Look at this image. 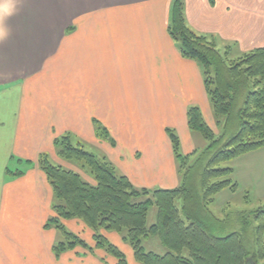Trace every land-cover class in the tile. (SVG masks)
I'll return each mask as SVG.
<instances>
[{
    "label": "crops",
    "instance_id": "0c3cea01",
    "mask_svg": "<svg viewBox=\"0 0 264 264\" xmlns=\"http://www.w3.org/2000/svg\"><path fill=\"white\" fill-rule=\"evenodd\" d=\"M181 1L187 24L219 49L264 46V0ZM175 2L0 0V27L8 32L0 40V264L117 263L100 248L55 250L62 236L46 227L55 196L39 158L47 153L56 164L72 163L55 146L63 135L98 148L136 187L181 183L168 129L190 153L199 139L188 123L190 107L215 119L201 64L169 32ZM250 154H258L249 157L250 172L264 166L257 165L264 147L232 160L239 185L240 157ZM257 180L247 189L262 200L264 177ZM65 223L95 243L82 220ZM102 233L138 263L120 233Z\"/></svg>",
    "mask_w": 264,
    "mask_h": 264
},
{
    "label": "trees",
    "instance_id": "16d2710c",
    "mask_svg": "<svg viewBox=\"0 0 264 264\" xmlns=\"http://www.w3.org/2000/svg\"><path fill=\"white\" fill-rule=\"evenodd\" d=\"M169 32L182 53L201 64L219 131L199 106L190 107L188 123L208 140L204 149L184 153L179 135L168 129L181 174V183L174 188L136 187L107 157L89 151L68 134L57 138L58 154L81 162L94 182L53 163L47 153L40 156L39 166L55 196V215L46 227L62 234L55 250L60 254L79 245L94 250L66 227L65 219L77 218L93 230L95 246L117 258L116 264H128L126 255L103 229L123 234L143 264H264V205L251 212L225 213V219L210 207L216 194L238 189L233 166L222 163L264 147V46L230 59L214 40L187 24L181 0L175 2ZM99 125V134L113 142ZM151 206H156L157 218L149 225ZM153 236L166 253L145 249L144 240Z\"/></svg>",
    "mask_w": 264,
    "mask_h": 264
},
{
    "label": "rangeland",
    "instance_id": "374dc122",
    "mask_svg": "<svg viewBox=\"0 0 264 264\" xmlns=\"http://www.w3.org/2000/svg\"><path fill=\"white\" fill-rule=\"evenodd\" d=\"M210 38V37H209ZM212 39V38H211ZM217 45V44H216ZM232 46H236V44H232ZM220 47V46H219ZM222 48V47H220ZM222 52L224 51H227L226 53L229 55L230 59H237L239 56L243 55V53L245 52H241V49L240 47H227V48H222L220 49ZM214 114V113H213ZM213 118L215 119V116L213 115ZM215 129L216 132L219 131L218 129V126L216 124V119L215 121H212V122H209ZM198 134V141L196 143V147L197 149H204L207 144H208V140H206L202 134H200L199 132H197ZM86 149H88L89 151H93L95 152L96 154L100 155V153H98L97 151L98 148H90V146H85ZM255 155H258V154H254V155H246L245 157H240V161L242 162L243 166L240 168L241 170V173H240V176H241V182L242 184L239 185L238 184V189L236 191H232L231 189H225L224 191L216 194L215 196V200L213 201V203L210 205L212 211L218 216L220 217L221 219H225L226 216H225V213H232L234 214L236 211H247V212H251V211H254L256 210L257 208L259 207H262L264 205V199L260 200L256 194L252 191H249L247 188L249 187L250 189V179H258L257 181H260L262 182V179L264 177V166H262L260 169L258 168V170H255V171H252L250 172L249 171V168L252 161L250 160L252 158V156H255ZM60 156V155H59ZM251 156V157H250ZM250 157V159H249ZM72 163H64V167H67V168H71V165L74 166V167H77L81 173V175L83 176V178L87 181H93L94 177L92 174H90V172L88 171V169L84 168V170H81L83 167L81 166V162L79 163V161H70ZM55 163V162H53ZM56 164V163H55ZM232 164V160L230 161H225L222 163V166H231ZM259 164H262L264 165V159L263 158H259L258 159V163L257 165ZM249 167V168H248ZM256 168V167H255ZM249 179V181L247 180ZM244 181V182H243ZM261 183H258L257 184V187L256 188H259ZM245 188V189H244ZM263 189H264V186H263ZM178 204L181 205L182 204V201L181 200H178ZM156 218H157V208L156 206H151L150 207V210H149V215H148V224H153L155 221H156ZM66 221L68 219H65ZM64 220V221H65ZM65 221V222H66ZM64 222V223H65ZM66 227L73 231L71 228H69L70 226L65 223ZM238 228V225L235 226V229ZM74 232V231H73ZM60 233V232H59ZM77 233V232H75ZM61 234V233H60ZM78 234V233H77ZM79 235V234H78ZM62 236V234H61ZM80 236V235H79ZM121 238L123 237V234L120 235ZM82 237V236H80ZM83 238V237H82ZM84 239V238H83ZM85 242H89L88 245L90 247H94V249H96L97 247L94 245L96 244V242L94 244H90V241H88L87 239H84ZM95 241V239H94ZM124 244H126L129 248H132L129 241L127 239H123L120 240V242H122ZM80 246V245H79ZM144 246H145V249L147 251H154V252H157V253H161V254H164L167 252V248L162 245L161 241L159 240V238L157 236H153V237H150L149 239H146L144 240ZM84 247V246H82ZM86 249H89L88 247H85ZM100 249H104V248H100ZM122 249V248H121ZM125 253H126V248L122 249ZM108 254V253H107ZM126 259L128 261V264H130L129 262V256L128 254L126 253ZM138 263L137 264H143L139 261H137Z\"/></svg>",
    "mask_w": 264,
    "mask_h": 264
},
{
    "label": "clouds",
    "instance_id": "9594fccd",
    "mask_svg": "<svg viewBox=\"0 0 264 264\" xmlns=\"http://www.w3.org/2000/svg\"><path fill=\"white\" fill-rule=\"evenodd\" d=\"M7 35H8V32H6L3 27H0V40L5 39Z\"/></svg>",
    "mask_w": 264,
    "mask_h": 264
}]
</instances>
